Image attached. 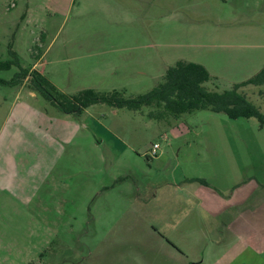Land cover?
Masks as SVG:
<instances>
[{
	"label": "rangeland",
	"instance_id": "rangeland-1",
	"mask_svg": "<svg viewBox=\"0 0 264 264\" xmlns=\"http://www.w3.org/2000/svg\"><path fill=\"white\" fill-rule=\"evenodd\" d=\"M10 47L23 68L69 95L137 97L178 61L203 65L212 76L203 86L222 92L264 68V0H0V60L10 58ZM17 72L0 71V79ZM27 85H0V264H169L180 248L161 240L158 228L177 216L181 189L230 194L264 184L257 118L200 110L151 119L149 107L105 104L76 117L31 97ZM239 92L264 114V86ZM57 125L67 135L59 147L50 144L54 131L62 135ZM154 144L159 160L149 156ZM194 206L192 258L239 264L243 251L235 256L238 249L213 231L197 229L216 219ZM257 220L264 244V211ZM248 225H236L244 239ZM246 252L248 264H264L263 252L257 260L254 249Z\"/></svg>",
	"mask_w": 264,
	"mask_h": 264
},
{
	"label": "trees",
	"instance_id": "trees-1",
	"mask_svg": "<svg viewBox=\"0 0 264 264\" xmlns=\"http://www.w3.org/2000/svg\"><path fill=\"white\" fill-rule=\"evenodd\" d=\"M38 49V48H37ZM39 50V49H38ZM9 59L0 60V71L13 67L18 72L11 80L0 79V85L16 87L25 79L28 89L40 95L59 112L76 117L97 104H105L116 109L141 112L145 107L154 109L149 113L151 119L180 118L185 114L200 110L224 113L230 119L257 118L264 124V114L239 89L247 86H264V68L251 79L236 84L233 89L209 91L203 85L212 80L209 71L200 64L178 61L167 68L162 82L146 94L126 97L123 91L98 93L93 89L84 90L76 95L60 91L53 82L37 70L23 68L17 53L9 48ZM205 184V181L201 180Z\"/></svg>",
	"mask_w": 264,
	"mask_h": 264
},
{
	"label": "crops",
	"instance_id": "crops-1",
	"mask_svg": "<svg viewBox=\"0 0 264 264\" xmlns=\"http://www.w3.org/2000/svg\"><path fill=\"white\" fill-rule=\"evenodd\" d=\"M31 93V97H34L35 93ZM23 108L25 110L28 109L27 107ZM56 128L63 129L62 135L60 136L61 133H59L61 130H56L54 131L53 137L51 139L50 136L48 137L52 146L54 145L59 147V139L64 142L65 137H67V135L65 136L64 132L66 131V128L64 125H57ZM35 131L36 130L33 132L35 133ZM52 131L49 129V132L45 133L51 135ZM37 137L40 138L41 133ZM48 142L46 141V144ZM158 156L156 157L157 160L160 158ZM190 182L195 183V181ZM259 184L257 182L256 189L250 192L247 190H241V188H239L230 194L222 191L218 192L216 190L213 191L210 189L207 191L206 189H201L205 188V185H202V187H200L199 190H195V192H186L184 189H181L183 190L182 193L184 198L180 203L178 202L174 206V212L177 216L172 214L171 217H169L166 222L161 225L162 228L164 227L163 230H167L166 232L163 230L161 232V230L158 228L159 234L162 238L161 240L169 239L174 243V245H177L180 248V252L178 251L177 256L173 257L174 260L176 261V257H178L179 262L185 261L183 264H204L205 262V258L202 260L192 258L189 249L187 248L190 245L189 242H191L193 239L192 232L196 230L192 221V218L196 213V208L194 206L195 200L197 201V206L204 210L203 213L205 215L216 219V222L214 224L211 223V225L206 226L205 224H199L197 229L200 232H204L203 234L206 236L208 233H210V230L213 231V233L219 237V240L226 242V246L227 244H231L233 246L232 250H235V252L238 249L237 252L234 253L235 256L243 251V253L237 257H240L239 264H248L250 256L246 258L245 254L248 253L246 251L252 249H254V252L251 253L253 254L251 258L252 260H257V257H259L262 252L264 253V244L262 243L263 241L260 242L258 229L253 226L256 221L258 222L257 218L260 211H264V193H262V195L259 197V190L261 188L264 189V184ZM38 186L39 183H35L36 189ZM175 188L178 194H180V189L178 190L180 185L176 184ZM247 214L249 215L245 219V215ZM241 221H246L247 223L252 224L248 225L250 228L246 226L242 229L244 233L248 235V238L246 239H244V236L241 233L237 234L236 231V225ZM174 260L170 258L168 260V262H170L169 264H177ZM220 263H222L221 260Z\"/></svg>",
	"mask_w": 264,
	"mask_h": 264
},
{
	"label": "built area",
	"instance_id": "built-area-1",
	"mask_svg": "<svg viewBox=\"0 0 264 264\" xmlns=\"http://www.w3.org/2000/svg\"><path fill=\"white\" fill-rule=\"evenodd\" d=\"M159 150H160L159 144H154L152 149L150 150L149 156L151 158L157 157V155L159 154Z\"/></svg>",
	"mask_w": 264,
	"mask_h": 264
}]
</instances>
